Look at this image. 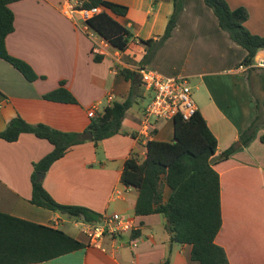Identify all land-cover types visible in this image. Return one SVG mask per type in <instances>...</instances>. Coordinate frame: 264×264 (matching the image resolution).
<instances>
[{
    "label": "crops",
    "instance_id": "1",
    "mask_svg": "<svg viewBox=\"0 0 264 264\" xmlns=\"http://www.w3.org/2000/svg\"><path fill=\"white\" fill-rule=\"evenodd\" d=\"M110 1L128 6L126 15H112L134 37L126 50L109 44L101 61L95 60L94 41L81 28L80 15L72 18L62 11L63 0L10 4L15 27L6 38L7 50L28 62L38 77L29 80L0 57V133L21 116L33 124L83 134L89 131L93 118L88 110L95 102L103 101L102 111L109 93L114 94V102L133 98L119 133L97 144L82 137L84 142L72 146L40 180L57 201L83 205L101 215L118 212L133 217L138 229L106 234L101 247L93 246L73 217L30 202L34 163L53 149L50 141L33 133H22L13 142L0 137V211L63 229L85 244L55 257L50 264H200L192 257V244L172 241L166 217L136 214L139 191L121 181L128 158H146L149 139H174V120L167 119L154 120L156 129L150 138L140 135L143 110L149 102L146 96L151 93L140 72L153 68L166 77H188L198 111L218 139L216 157L238 144L229 158L214 165L220 174L223 216L216 242L226 249L230 264H264V142L260 139L264 125L247 145L239 143L258 112L248 77L250 68H241L248 51L220 27L204 0H184L172 35L149 63L142 64L146 47L140 39L165 32L174 0ZM227 2L232 8L245 7L249 13L246 27L264 36V0ZM258 59H264V50L257 54ZM124 69L137 72L136 79L126 78ZM62 81L76 102L45 97ZM170 195L166 185L164 201ZM134 240L136 245H132Z\"/></svg>",
    "mask_w": 264,
    "mask_h": 264
},
{
    "label": "trees",
    "instance_id": "2",
    "mask_svg": "<svg viewBox=\"0 0 264 264\" xmlns=\"http://www.w3.org/2000/svg\"><path fill=\"white\" fill-rule=\"evenodd\" d=\"M19 0H0V57L8 60L29 80L38 76L25 60L11 55L6 47V38L14 30L15 15L10 4ZM218 18L220 27L230 38L244 47L248 53L241 64L249 66V80L258 109L250 125L241 133L240 144L247 145L257 129L264 125V69L251 66L257 54L264 50V36L252 33L245 25L249 17L243 7L232 8L227 0H204ZM83 7L102 6L104 9L88 20L89 25L111 45L126 50L133 33L113 15H126L128 6L110 0H82ZM184 10V0H174V11L166 30L156 38L140 39L146 47L142 64L153 59L157 50L172 35ZM108 11H111L110 13ZM96 55L95 60L101 61ZM126 78L136 79L137 72L124 69ZM45 94L50 100L76 102L74 95L63 85ZM133 98L114 102L93 117L89 130L96 144L122 128V120L131 107ZM22 133H33L47 139L53 149L34 163L32 173V195L30 202L35 205L87 221H99L101 214L83 205L61 203L37 179L39 172H47L51 165L62 158L72 146L84 142L79 132H66L49 125L33 124L15 117L0 137L16 141ZM264 142V134L260 137ZM147 155L142 161L132 155L125 162L121 181L139 191L135 212L138 215L162 214L167 219L166 228L176 243L192 244V257L200 264H230L224 246L216 242L223 224L221 205L220 174L215 163L223 161L237 149L238 144L224 150L218 157V139L198 111L189 120L176 116L174 139L160 141L149 139ZM171 188V195L164 201L165 186ZM85 244L60 228L36 223L0 211V264H50V260L78 250Z\"/></svg>",
    "mask_w": 264,
    "mask_h": 264
},
{
    "label": "built area",
    "instance_id": "3",
    "mask_svg": "<svg viewBox=\"0 0 264 264\" xmlns=\"http://www.w3.org/2000/svg\"><path fill=\"white\" fill-rule=\"evenodd\" d=\"M103 9L102 6L83 7L82 0H63L62 2V11L66 15L72 18L76 13L80 15L81 28L94 41L92 51L96 55L105 54L106 47L110 43L89 25L88 20ZM251 66L264 69V59L256 60ZM241 68H249V66L241 64ZM140 76L144 86L151 92V98L142 114L141 136L147 138L152 136V132L156 129L154 120H174L176 116L189 120L198 112V106L193 97V90L188 77H166L153 68H143ZM114 98L115 96L112 93L107 95L105 108L113 104ZM102 104L103 101L95 102L88 110L89 117H95ZM74 219L75 222H80L84 227L89 244L98 247L102 246L106 234H121L138 229L133 217L124 216L118 212L103 213L99 221H87L83 218ZM132 245H136L135 240Z\"/></svg>",
    "mask_w": 264,
    "mask_h": 264
},
{
    "label": "water",
    "instance_id": "4",
    "mask_svg": "<svg viewBox=\"0 0 264 264\" xmlns=\"http://www.w3.org/2000/svg\"><path fill=\"white\" fill-rule=\"evenodd\" d=\"M82 137H83L84 139L92 138V137H93V133H92L91 130H89V131L83 133V134H82ZM43 175H44V172H39V173L37 174V179L40 180V179L42 178Z\"/></svg>",
    "mask_w": 264,
    "mask_h": 264
},
{
    "label": "rangeland",
    "instance_id": "5",
    "mask_svg": "<svg viewBox=\"0 0 264 264\" xmlns=\"http://www.w3.org/2000/svg\"><path fill=\"white\" fill-rule=\"evenodd\" d=\"M150 98H151V93L148 94V96H146V100H150ZM172 138H173V136H172Z\"/></svg>",
    "mask_w": 264,
    "mask_h": 264
}]
</instances>
